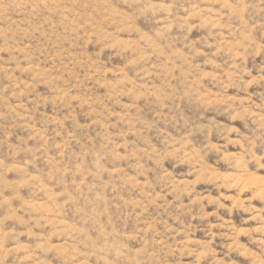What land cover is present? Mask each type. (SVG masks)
Masks as SVG:
<instances>
[{"label": "rangeland", "instance_id": "374dc122", "mask_svg": "<svg viewBox=\"0 0 264 264\" xmlns=\"http://www.w3.org/2000/svg\"><path fill=\"white\" fill-rule=\"evenodd\" d=\"M0 264H264V0H0Z\"/></svg>", "mask_w": 264, "mask_h": 264}]
</instances>
